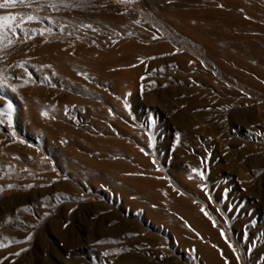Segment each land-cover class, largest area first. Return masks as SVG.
Wrapping results in <instances>:
<instances>
[{
    "label": "rangeland",
    "instance_id": "1",
    "mask_svg": "<svg viewBox=\"0 0 264 264\" xmlns=\"http://www.w3.org/2000/svg\"><path fill=\"white\" fill-rule=\"evenodd\" d=\"M10 14L2 264H264V0Z\"/></svg>",
    "mask_w": 264,
    "mask_h": 264
},
{
    "label": "snow or ice",
    "instance_id": "2",
    "mask_svg": "<svg viewBox=\"0 0 264 264\" xmlns=\"http://www.w3.org/2000/svg\"><path fill=\"white\" fill-rule=\"evenodd\" d=\"M29 2V0H5L4 3H0V9H8V8H14L17 4H27ZM63 2V0H62ZM65 6H68L67 4H65ZM53 7H55V5H53ZM17 19V17L15 15H3L0 16V30L3 29H7L9 31L13 30V28L15 27H19L18 24H11L9 22L15 21ZM34 19V17L29 16L27 18L28 21H32ZM21 32H23L24 30L21 28L20 29ZM27 34V33H25ZM12 105L11 103L8 104V109L11 110ZM195 174H198L200 176L201 179L204 178V173L203 172H197V170H193ZM201 211H204L203 209H201ZM205 215H207V213L205 212ZM223 234V233H222ZM16 255H20V253H16ZM239 259V258H238ZM0 264H2V262H0Z\"/></svg>",
    "mask_w": 264,
    "mask_h": 264
}]
</instances>
